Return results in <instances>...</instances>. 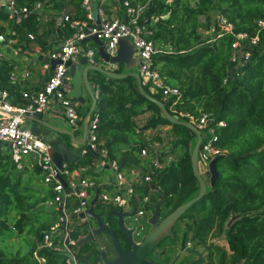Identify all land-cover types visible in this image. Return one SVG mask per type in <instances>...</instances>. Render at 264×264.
<instances>
[{"label": "trees", "instance_id": "obj_1", "mask_svg": "<svg viewBox=\"0 0 264 264\" xmlns=\"http://www.w3.org/2000/svg\"><path fill=\"white\" fill-rule=\"evenodd\" d=\"M36 1L20 0L27 4ZM146 1L132 0L133 3ZM45 2L56 12L66 6V0ZM69 3L79 9L78 16H84L81 0ZM163 13L169 16H160L152 26L151 37L160 48L154 54L153 67L165 82L179 87L181 94L165 97L145 85L146 89L164 100L171 112L185 119L190 120L191 115L198 118L207 112L215 117L212 123L225 121L216 130L215 144L225 150L217 160L216 183L186 210L177 225H186L193 238L209 252L213 264H234L241 259H245L242 264H264V29L257 43L246 41L244 48L249 56L234 61L235 35L222 32L218 22L219 16L224 15L235 24L236 31L255 35L257 20L264 16V0H150L146 15ZM2 18L7 19V14L0 13ZM14 26L27 40L28 31L35 30L36 40L44 50L53 48L51 36L56 30L67 34L72 31L56 29L53 21L43 26L35 12ZM42 27H45L43 32ZM15 64L14 60L0 58V81L8 91L7 99L19 105L26 102L22 94L25 88L10 79L17 69ZM94 82L98 88V109L91 117L96 119L95 132L107 148L108 157L117 160L128 177L133 169L139 171L133 183L132 202L152 210L143 198L156 189L158 195L153 198L162 197L169 213L194 196L200 186L191 162L196 134L182 124L171 122L155 102L140 92L136 77L97 74ZM145 113L143 123L139 117ZM165 126H169L168 133L173 137L169 140L170 148L163 151L161 130ZM182 130L188 133L182 134ZM143 147L149 148L147 156L141 155ZM177 149L178 155L168 159L176 155ZM3 151L0 154V264H76L64 250L54 247L62 242L61 233L51 237L53 246L44 244L46 233L59 215L58 209L48 202L54 201V194L43 196L34 187L33 178H25V167L17 165L7 148ZM154 156L159 159V165L154 164ZM100 158L99 154L91 156L88 152L79 162L70 164L90 165ZM94 167L85 175L98 179L101 172ZM33 168L41 176L35 179L44 180L36 162ZM148 175L150 179H146ZM99 186L101 192L115 193L117 188L115 182ZM112 205H116L112 200L100 199L96 209L108 212ZM105 221L116 230L123 248L128 249L127 234L116 216H106ZM87 224L78 218L72 237L86 232L81 226ZM222 234L226 235L229 248L211 239ZM73 247L78 264H100L96 240Z\"/></svg>", "mask_w": 264, "mask_h": 264}, {"label": "built area", "instance_id": "obj_2", "mask_svg": "<svg viewBox=\"0 0 264 264\" xmlns=\"http://www.w3.org/2000/svg\"><path fill=\"white\" fill-rule=\"evenodd\" d=\"M69 1L71 0H66V6L60 12H56L50 8V4H46L45 0H37L31 4L22 3L20 0H0V13H6L8 17L7 19H0V58H4L5 55L4 44L8 46L11 42L16 41L18 37L21 38V33L14 24L23 22L34 12L45 27L50 21H53L56 29L69 28L72 30L70 34L56 30L55 34L51 36V39L54 40V46L47 50L48 60L43 63V85L31 90L25 88L22 92L23 97L26 99L24 104L16 105L9 101L7 99L8 91L3 88L0 81V146L5 142L11 143L12 158L18 166L23 165L24 158L27 155L32 154L34 156L35 162L42 169L44 180L52 185L54 200L61 206L57 221L45 235L44 244L53 246L51 237L54 233H61L62 242L56 243L54 247L64 250L67 254H72L73 257L70 259L78 264L73 247L76 238L72 237L75 226H70L71 218L78 217V214L89 206L94 195L92 190L100 183L98 179L83 174L82 170L87 169L86 165L72 166L69 161H65L62 167H59L53 159L52 143L34 133L31 129L22 128L24 117L21 113L45 110L55 104L57 108L60 107L73 125L79 126L83 116L80 111V103L68 95L72 84L71 76L67 71V61L86 56L91 63L101 64L103 62L98 51L99 45L92 39L82 41L91 34H96L98 38L104 41L105 49L110 55L117 53L121 37H130L134 42L137 53L140 55L139 72L143 84L153 92H162L165 97L171 94L179 96L181 91L179 87L165 82L159 71L153 67L154 54L160 48L151 37L153 33L152 26L160 16L167 17L169 13L148 17L146 9L150 0L144 3H133L132 0H81L80 8L84 16H78L79 9ZM218 22L222 32H233L235 35L232 56L234 61L241 59L242 56L246 58L249 56V52L244 48L246 41L257 43L264 29V16L257 20L258 28L255 35H250L247 31H236L235 24L224 15L219 16ZM45 27H42L41 32ZM26 36L28 40L35 42L37 32L30 30ZM36 49L39 52H45L42 44L37 45ZM97 54L101 61L97 59ZM51 60L59 61L53 69H51ZM114 65L116 68L121 66L115 63ZM29 75L30 70L26 68L22 71L20 78L15 71L11 73L10 79L13 82L20 83L21 79H25ZM77 106L79 109H77ZM14 111L19 113L16 114ZM214 119L215 117L207 112L198 118L191 115L190 119L205 132L199 156L206 168H209V162L213 158L225 152L224 149L215 144L217 126H224L225 121L220 120L212 123ZM95 126L96 119H91L88 143L91 145V149L98 151L101 156L99 160L94 162V165L102 168L109 164L115 173L114 182L117 186L115 193H110V191L101 192V199L112 200L117 206L129 208L134 193L133 183L138 179L136 176L139 171L133 169L132 176L128 177L119 168L118 161L111 160L108 157V150L102 145L95 132ZM148 153V147L141 149V155L147 156ZM153 162L155 165L160 164L156 156L153 157ZM74 171L76 172L74 173ZM146 179H150V176H146ZM125 188H127L129 196L119 191V189ZM157 195L158 191L153 189L151 194L144 196L143 201L151 203L154 200L152 199L153 196ZM147 214L148 210L142 205L136 209L134 219L139 224L136 228L137 234H141L142 227L145 226L140 217Z\"/></svg>", "mask_w": 264, "mask_h": 264}, {"label": "water", "instance_id": "obj_3", "mask_svg": "<svg viewBox=\"0 0 264 264\" xmlns=\"http://www.w3.org/2000/svg\"><path fill=\"white\" fill-rule=\"evenodd\" d=\"M94 40L98 45V51L103 62L101 64L91 63L86 56H81L77 60L70 59L67 61L68 73L71 76V89L68 91V95L76 99L80 104V111L83 116V122L80 128L83 130L81 137H76L74 130L71 128L72 123L66 117V115L58 109L54 112L45 110H34L32 112H24L21 115L24 117L22 128L31 129L34 133L49 140L53 145V159L54 162L62 167L65 161L79 162L84 155L90 152L91 156L98 155L99 152L91 149V145L88 143V133L90 127V121L94 111L98 109L97 97L98 88L94 82V77L97 74L104 76H112L117 78H123L126 76H134L137 79L140 92L151 101L155 102L162 110L163 114L173 123L182 124L188 127L192 132L196 134V138L192 141L193 148L191 152V162L193 171L200 183L198 192L178 205L174 210L162 216L163 198L159 197L151 201L150 205L152 210H148V214L144 216L145 226L148 230L141 231V238L136 236L137 224H129L127 218H132L134 221V213L136 212V206L132 202L129 208L125 206L112 205L109 207L108 212L98 211L96 209V203L101 199V188L96 186L94 196L91 198L89 206L78 214V217L87 221V226H81L82 232L76 239L75 244L81 246L82 244L94 241L98 243L100 252L97 254L100 264H162L159 261L151 259L149 257L150 252L166 236H173V227L177 223L178 219L186 212V210L199 200L205 193L211 189L218 177L217 160L219 156H216L209 162V168L205 167V164L201 161L199 153L202 145L205 132L200 129L192 120L183 118L177 113H173L169 110L164 100L150 93L143 84L142 76L139 72L140 55L137 53L134 42L130 37H121L119 40V48L115 55H110L104 45V41L98 38L96 34H91L84 38ZM44 59L43 56L39 57ZM48 60V57H45ZM58 60H51V69H53ZM115 63L123 65L122 70H114L107 68L106 63ZM92 98V103L88 105V97ZM18 114V111H14ZM68 126L63 127L62 125ZM70 127V128H69ZM7 145L11 143L5 142ZM111 169L109 164L100 168ZM98 170V171H99ZM116 177L114 176V179ZM61 207V206H60ZM114 215L117 218L120 228L127 234L129 248L124 249L120 241V237L116 230H114L105 221L106 216ZM93 220V221H92ZM111 238V250L107 248L105 241ZM182 249H185L184 242ZM187 251L197 255L189 261V264H202L207 262L204 253L193 244L192 247L186 248ZM72 258V254H67ZM181 251L174 254L173 258L168 264H176L180 259ZM245 259H241L234 264H242Z\"/></svg>", "mask_w": 264, "mask_h": 264}, {"label": "crops", "instance_id": "obj_4", "mask_svg": "<svg viewBox=\"0 0 264 264\" xmlns=\"http://www.w3.org/2000/svg\"><path fill=\"white\" fill-rule=\"evenodd\" d=\"M36 43H38V44H36ZM39 44L40 43L37 40H35V42H34L31 40H27L26 38L18 37L16 41L11 42L8 46L7 45L5 46V44L3 45L4 51H5L4 58L16 61V64H15V65H17L16 72L18 73V71L20 70V76L22 74V71L25 70L26 68H28L30 70V75L28 77H26L25 79H21V82L19 83L24 88H28V90L39 88L43 85V82H44V76L42 75L43 74V63L45 61V57H48L47 56L48 51L44 50L45 51L44 53L39 52L36 49V46ZM40 56H43L44 59H40L39 58ZM36 62H39V64L37 63L36 67L33 68V65ZM114 70L120 71L121 69H120V67H118V68L115 67ZM91 103H92V98L89 96L88 97V105H90ZM80 107H81V104H80ZM57 109L59 111H62L60 109V107L57 108L55 106V104L52 105L50 108H48V110H50L52 112L56 111ZM82 122L80 121L79 126H73V125L71 126V128L74 130V133L76 134V137H81L83 134V130H82V133H80V134H78V132L76 131L77 128H80V125ZM62 126L68 127V126H65L64 124ZM6 148L11 152L10 146L4 143L0 146V154L3 153L4 152L3 150H5ZM27 156L24 158L25 161L23 162V166L25 167L26 171H30L28 167L29 166L33 167V165H32L33 160L32 159L34 156L32 154H29ZM78 165H83V164L79 163V164H76L73 166H78ZM93 165H94V163H92L90 165H86L87 169L82 170L83 174L85 175L86 171L89 170L90 167H93ZM94 168L99 170L101 167L95 166ZM99 171L101 172L99 175V178H98L100 184H104L107 186V185L114 182L115 173L112 169L105 168V169L99 170ZM75 172L76 171H74V173ZM88 176H90V175H88ZM32 183L37 190H40L42 192L43 196L47 193L54 194V190L52 188V185L45 182L43 179L42 180L40 179V181H39V180H36L35 178H33ZM113 189L114 188H112L111 191H113ZM94 190L96 191V189H94ZM48 202L51 203L52 205H54V207L56 209H58V212L60 211V205L55 200L54 201L50 200ZM71 221H72V218H71Z\"/></svg>", "mask_w": 264, "mask_h": 264}, {"label": "rangeland", "instance_id": "obj_5", "mask_svg": "<svg viewBox=\"0 0 264 264\" xmlns=\"http://www.w3.org/2000/svg\"><path fill=\"white\" fill-rule=\"evenodd\" d=\"M202 18H204V16L202 17ZM96 57H97V59L99 60V61H101V59H100V57H99V55L97 54L96 55ZM37 63L39 64V62H36L34 65H33V68L34 67H36V65H37ZM106 63V62H105ZM106 66H107V68H110V69H115V65L113 64V63H106ZM122 68H123V66H121L120 67V69L122 70ZM18 75H19V78L21 77L20 76V70L18 71ZM77 109H79V107L77 106ZM147 113H149V112H147ZM147 113H145L144 115H143V117H139V119H141L140 121L141 122H145V119H146V116H147ZM73 125V124H72ZM73 126H75V125H73ZM168 128H169V126H165V128L163 129V130H161V132L163 133V136H164V141H163V144H162V146L160 147L161 148V150H163V151H165L166 149H168V148H170V146H171V143H170V138H172L173 137V135L172 134H170V133H168ZM76 131L78 132V134H80V133H82V128H77L76 129ZM185 133H188L187 131H183L182 130V134H185ZM194 140H195V138H194ZM193 140V141H194ZM176 155L174 154V155H171V156H169V158L168 159H171V158H173V157H175V156H177L178 155V153H179V149H177L176 150ZM28 157V156H27ZM33 162H32V165H33V163L35 162V158L33 157ZM25 161V160H24ZM29 168V170L30 171H26L25 172V178H40L41 176H39V175H37V174H35L34 173V168L33 167H28ZM122 194H124V195H127V196H129L128 194H127V188H125V189H122ZM143 202V201H142ZM144 207H146V206H144ZM147 208V207H146ZM166 208L162 211V213H163V215L165 216V214H166ZM75 221H76V223L78 222V218H76V217H72V221H71V223H70V226H74L75 225ZM127 222L129 223V224H137V221H134L131 217L130 218H127ZM76 226V225H75ZM143 233H145V232H143ZM143 235V234H142ZM142 235H140V234H136V236L138 237V238H141L142 237ZM110 241H111V238H108L106 241H105V243H106V246H107V248H109V250H111L110 248H111V244H110ZM220 241H221V243H225V239L223 238V237H220ZM166 246L167 247V249H166V251L164 252V253H162V254H159V251H160V249L163 247V246ZM180 250V248H179V245L178 244H174L171 240H168V238L167 239H165V242L163 243V245L159 248V249H157V251L154 253V256L155 257H157L161 262H163V263H165V264H168L169 263V261H171V259L173 258V256H174V254L175 253H177L178 251Z\"/></svg>", "mask_w": 264, "mask_h": 264}, {"label": "flooded vegetation", "instance_id": "obj_6", "mask_svg": "<svg viewBox=\"0 0 264 264\" xmlns=\"http://www.w3.org/2000/svg\"><path fill=\"white\" fill-rule=\"evenodd\" d=\"M152 199H154V198H152ZM149 204H150V202H149ZM140 205H141V204H139V205H135V206H136V209H137ZM164 209H165V206H164V204H163V205H162V211H163ZM166 214H167V213H166ZM166 214H165V215H166ZM132 216H134V215L132 214ZM162 216H164L163 213H162ZM182 216H183V215H182ZM182 216H181V217H182ZM181 217H180V218H181ZM140 218H141V220H145L144 217H140ZM180 218H179V219H180ZM179 219H178V220H179ZM177 222H178V221H177ZM177 224H178V223H176V224L174 225V227H173L174 235H173V236H166V237L163 238V239H162L157 245H155V247L153 248V250L150 252L149 257H150L151 259H154V260H156V261L161 262L157 257L154 256V253L157 251V249H159V248L163 245V243L165 242V239L168 238V240H171L174 244H175V243L178 244V245H179V248H180V250H179L178 252L181 251L180 259L177 261L176 264H189V261H190L191 259L197 257L196 254H194V253L189 252V251L186 250V248L192 247L193 244H196V247H197L198 249H200V250L204 253V256L206 257L207 262L202 263V264H213V263H212V260H211L210 257H209V252H208V251H207L202 245H200V244L197 242L196 239L193 238V233H192L190 230L187 229L186 225L183 224V225L179 226V225H177ZM147 230H148V228H147V227H144V229H143L142 231L144 232V231H147ZM220 237H223V238L225 239V243H224V244L221 243V241H220ZM211 239H212L213 241H215V242H218V243L221 244L222 246H224V247H226V248H229V244H228V241H227L226 235L222 234V235H220V236H216V237H213V238H211ZM183 242H184V247H185V249H182ZM166 249H167V247L164 245V246L160 249L159 254L164 253V252L166 251ZM169 262H170V261H169ZM244 262H245V261H244ZM161 263H162V264H165V263H163V262H161ZM235 263H236V262H235Z\"/></svg>", "mask_w": 264, "mask_h": 264}]
</instances>
